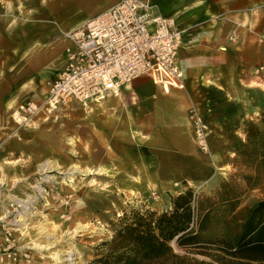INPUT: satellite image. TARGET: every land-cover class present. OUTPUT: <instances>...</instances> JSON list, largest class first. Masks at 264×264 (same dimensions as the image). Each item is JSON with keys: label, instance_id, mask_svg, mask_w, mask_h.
<instances>
[{"label": "crops", "instance_id": "0c3cea01", "mask_svg": "<svg viewBox=\"0 0 264 264\" xmlns=\"http://www.w3.org/2000/svg\"><path fill=\"white\" fill-rule=\"evenodd\" d=\"M116 1L0 0V183L12 184L9 179L13 176L26 180L49 156L36 151L47 149L49 144L43 132H27L18 140L19 129L10 117V108L24 100L42 99L49 78L65 62L68 40L63 32ZM143 1L152 5L155 13L174 18L184 29L178 56L183 86L163 77L139 76L117 96L103 98L102 104L94 102L92 108L100 104L102 108L92 116L73 115L57 129L74 131L69 134L74 136L78 156L85 159L90 150L95 162L121 165L123 173L129 174L135 168L126 169L125 155L115 162L109 145L119 134L115 131L119 124L116 113L137 131L133 136L119 134L122 141L126 137L136 145L134 154L128 155L129 164L137 165V170L152 165L153 179L166 185L175 179L177 184L173 185L179 187L173 195L186 184L209 195L223 180L235 179L243 194L227 218L231 227L236 223L237 231L232 235L236 240L252 207L264 199L255 181L264 171V157L258 155L264 140L251 138L264 132V72H256L264 64V43L259 41L264 32V0ZM191 104L200 109L212 129L208 153L192 140L187 113ZM132 128L128 132L134 133ZM247 177L256 183L247 185ZM0 239H4L1 229Z\"/></svg>", "mask_w": 264, "mask_h": 264}, {"label": "rangeland", "instance_id": "374dc122", "mask_svg": "<svg viewBox=\"0 0 264 264\" xmlns=\"http://www.w3.org/2000/svg\"><path fill=\"white\" fill-rule=\"evenodd\" d=\"M148 29L152 30L151 27ZM100 102L102 104L101 100ZM92 104V100L83 103L71 99L52 110L43 109L26 125L17 126L18 140L24 139L27 132H43V136H46L45 142L49 144H46L47 149L39 147L36 151L46 152L49 156L39 162V170L26 180L13 176L9 179L12 184L6 185L4 181L0 183V213L13 200H28L34 206L32 211L28 209L18 213L16 220H21L18 224H23L18 225L19 229L11 230L12 243L13 239L16 240L13 243L15 259L3 258L0 264L8 261L13 264H87L93 258L95 246L111 238L113 223L124 209L142 204L160 211V208L162 210L169 204L170 197L174 196L179 187L173 185L177 184L175 179L168 181L166 185L163 180L153 179L152 165L145 164L142 169L137 170V165L129 164L128 155L134 154L136 145L130 143L126 137L122 141L120 135L133 136L137 131L130 124L124 123L121 117L118 118L116 113L114 118L120 125L115 126V131L120 135L115 134L114 140H109V145L113 148L115 162L122 161V156L125 155L126 169L135 168L134 172L130 170L129 174H124L121 165L97 163L90 150L85 159L84 156H78L79 153L74 148V136L69 134L74 131L60 129L59 132L57 127L64 120L73 119V115L92 116L96 109L102 108L101 104L92 108ZM91 109L93 111L89 114ZM128 128H132L134 133L128 132ZM258 140L262 142L264 136ZM72 165L81 171H72ZM90 167L92 169L89 171ZM93 169L95 170L92 171ZM255 181L260 185L259 193L264 196V171L259 173ZM39 184L47 190L45 197ZM187 186L190 185L186 184L183 189ZM192 188L202 193L200 189ZM250 199L254 200L256 197ZM19 205L26 207L23 201ZM226 220L231 235L235 236L236 223H232L231 227L228 218ZM35 242L46 246L36 249ZM26 246L29 247V257L22 254ZM56 257L60 258V263L54 259Z\"/></svg>", "mask_w": 264, "mask_h": 264}, {"label": "built area", "instance_id": "2783aa9c", "mask_svg": "<svg viewBox=\"0 0 264 264\" xmlns=\"http://www.w3.org/2000/svg\"><path fill=\"white\" fill-rule=\"evenodd\" d=\"M183 33L184 29L174 18L155 13L152 5L143 0H117L78 27L63 32L68 40L64 65L49 79L40 101L18 102L10 108V117L17 126L26 125L43 109L52 110L71 99L84 103L117 96L122 87L142 75H151L157 80L163 77L166 82L183 86L178 62ZM259 41L264 43V32ZM256 72H264V64ZM187 113L195 144L208 153L211 127L196 105H189ZM39 186L45 197L47 190ZM26 201L25 207L19 205L21 201L13 200L0 213V229L4 235L3 241L0 239V260L15 259L11 230L20 227L16 220L19 212L34 209ZM28 249V246L23 248V256L29 257Z\"/></svg>", "mask_w": 264, "mask_h": 264}, {"label": "trees", "instance_id": "16d2710c", "mask_svg": "<svg viewBox=\"0 0 264 264\" xmlns=\"http://www.w3.org/2000/svg\"><path fill=\"white\" fill-rule=\"evenodd\" d=\"M258 155L264 157V149ZM242 194L241 184L228 179L209 195L187 186L161 211L142 204L124 209L111 238L95 246L87 264H264V199L252 207L236 240L226 222Z\"/></svg>", "mask_w": 264, "mask_h": 264}, {"label": "bare ground", "instance_id": "6f19581e", "mask_svg": "<svg viewBox=\"0 0 264 264\" xmlns=\"http://www.w3.org/2000/svg\"><path fill=\"white\" fill-rule=\"evenodd\" d=\"M182 48V46H180V48H179V50ZM92 101L93 102H95V103H98L100 100L99 99H97V98H95V99H92ZM192 133V132H191ZM210 136V135H209ZM192 140H193V142L195 143V141H194V138H193V136H192ZM73 166V165H72ZM72 169V171H74V170H77V171H81V170H79L75 165L73 166V168H71ZM92 168L90 167V169H89V171L91 170ZM95 169H93L92 171H94ZM20 201V200H19ZM22 202V201H21ZM23 202H27V201H23ZM26 204V203H25ZM18 221H21V220H18ZM21 224H23L22 222H20V224H18V225H21ZM45 246L46 245H41V243L40 242H35L34 243V247L36 248V249H41V248H45ZM41 258V256L39 257V259ZM59 257H56V258H54V259H56V261L58 262V263H60V258H59V260H57Z\"/></svg>", "mask_w": 264, "mask_h": 264}]
</instances>
